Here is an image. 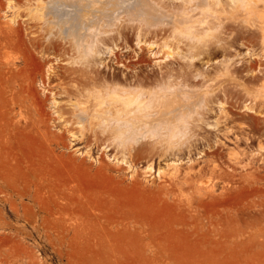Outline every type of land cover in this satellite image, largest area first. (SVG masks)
Masks as SVG:
<instances>
[{"label":"rangeland","instance_id":"1","mask_svg":"<svg viewBox=\"0 0 264 264\" xmlns=\"http://www.w3.org/2000/svg\"><path fill=\"white\" fill-rule=\"evenodd\" d=\"M48 2L0 0V264H264V1L180 46L116 14L90 62ZM163 83L200 95L180 133L116 114Z\"/></svg>","mask_w":264,"mask_h":264},{"label":"bare ground","instance_id":"2","mask_svg":"<svg viewBox=\"0 0 264 264\" xmlns=\"http://www.w3.org/2000/svg\"><path fill=\"white\" fill-rule=\"evenodd\" d=\"M152 1H156V4L151 3V0H49L48 5L50 10L48 9V11H50L49 15L51 24H55L54 27L52 26V29L60 31L63 36L72 38L77 43H79L78 46L81 53L88 59V62H90L89 58L92 59V56H100L98 49L100 47L101 41L105 45L107 44V42L113 41L114 36L112 34V30H114L113 27L116 25H114L116 21V14L123 13L130 15L134 14L136 17L138 16L139 20L141 19L140 21L143 20L141 24L143 25L145 30H148V32L146 33L147 35L152 34L153 36H156L157 30L170 32V39L177 42L178 46H180L181 41L182 43H185L187 42V40H189V42H192L194 40L197 43V41H199L197 40L198 37L196 36L197 24L205 23L202 21V17H209V15L213 16L214 14H217L219 12L218 10L213 9L216 4L220 6L224 5L222 3V0H208V2L206 0H187L185 8L169 9L165 7L164 3H162L163 0ZM174 1L178 2L177 0ZM233 1L236 8L241 9V12L244 11V15H252L253 13H257L261 18V14L264 12V5H260L264 4V2H260V4H258V0ZM257 6L263 7V10L261 11L262 13L260 12L261 9L259 11H255L258 10ZM251 12L253 13L251 14ZM44 16V12L39 14L40 18H43ZM261 22L264 23V20ZM261 25L262 34L260 33V36L262 35L264 39V24ZM2 26L4 27V25ZM19 28L18 32H20L21 29ZM108 28H111V31ZM138 28L139 27H137V29ZM5 29L7 28L5 27L4 30ZM140 29L139 31H141V33H139L138 31L140 36L139 34L136 35L138 36L137 39L139 43L140 37L144 35L142 33L143 29ZM4 30H2V32L7 33L8 30ZM104 30L106 33L102 37ZM2 32H0V34H2ZM9 32L8 34L12 33V31L11 33ZM8 34L6 36H8ZM1 36L0 38H2ZM87 37H90L91 41H86ZM183 38H185L186 41ZM6 42L4 41L3 43ZM8 44H10V47H12L13 45L12 42L7 43V46ZM35 44L37 43L35 42ZM186 44L184 45L185 47ZM2 45L3 44H1V46ZM165 46L166 48L171 50L167 42ZM1 48L3 47H0V49ZM106 49L111 50L110 48ZM177 85L178 84L174 83L169 85L163 83L161 85H158L153 90L138 89L134 91H126L127 93H129V95H127V98H117V100L116 97L111 96L110 98L113 99V102H116L119 105L115 106L114 108L116 114L124 113V108H122L123 106L127 108V111L125 113L126 115H128V118L137 115L138 118H141V121L143 123L144 121H146L148 123V129L147 127L145 128L146 133L152 135L156 134L157 132L159 133L161 130H168V133H170L171 135H175L181 132L184 125L185 121L184 118H182V115L193 114L199 102V99H201L199 98L200 95H197L196 93H194L193 95L191 91H181L180 89L175 88L174 86ZM145 95L146 98L143 99V96ZM187 97L190 99L187 100ZM81 105V102L76 104V109H79L80 111V108L82 107ZM76 116H79V114L76 113ZM182 120L184 121L183 123H181ZM122 125L123 124H119V126ZM130 138L133 137L131 136Z\"/></svg>","mask_w":264,"mask_h":264}]
</instances>
